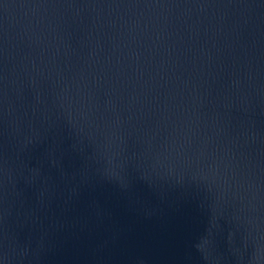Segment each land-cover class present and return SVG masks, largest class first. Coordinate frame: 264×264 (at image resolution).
Returning a JSON list of instances; mask_svg holds the SVG:
<instances>
[{"label": "water", "instance_id": "water-1", "mask_svg": "<svg viewBox=\"0 0 264 264\" xmlns=\"http://www.w3.org/2000/svg\"><path fill=\"white\" fill-rule=\"evenodd\" d=\"M10 247L264 264V0H0Z\"/></svg>", "mask_w": 264, "mask_h": 264}, {"label": "clouds", "instance_id": "clouds-1", "mask_svg": "<svg viewBox=\"0 0 264 264\" xmlns=\"http://www.w3.org/2000/svg\"><path fill=\"white\" fill-rule=\"evenodd\" d=\"M27 253V250H21L19 254L15 247H10L3 252H0V264H16L19 259H22Z\"/></svg>", "mask_w": 264, "mask_h": 264}]
</instances>
